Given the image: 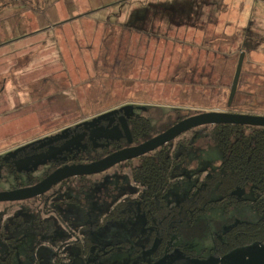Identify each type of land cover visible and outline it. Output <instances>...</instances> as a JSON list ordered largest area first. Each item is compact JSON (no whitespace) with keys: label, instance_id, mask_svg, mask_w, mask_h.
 <instances>
[{"label":"rangeland","instance_id":"374dc122","mask_svg":"<svg viewBox=\"0 0 264 264\" xmlns=\"http://www.w3.org/2000/svg\"><path fill=\"white\" fill-rule=\"evenodd\" d=\"M124 104L142 108L151 135L178 115L264 116V0H15L0 11V153ZM208 130L182 134L192 144L168 202L187 196L198 170L219 164ZM176 145V153L186 147ZM56 189L30 206L0 203V264H264V242L219 253L210 237L153 257L142 212L103 221L137 190L123 166ZM86 238L93 244H79Z\"/></svg>","mask_w":264,"mask_h":264},{"label":"trees","instance_id":"16d2710c","mask_svg":"<svg viewBox=\"0 0 264 264\" xmlns=\"http://www.w3.org/2000/svg\"><path fill=\"white\" fill-rule=\"evenodd\" d=\"M13 2L0 0V11ZM183 118L176 116L174 123ZM148 126L146 117L137 123L138 139L149 135ZM208 134L222 151L219 164L208 174L198 170L195 173L198 178L184 199L178 203L166 200L169 187L181 176L175 172V166L186 157V149L192 144L188 136L181 135L172 140L183 137L173 145L171 141L121 163L137 190L119 200L103 221L124 220L134 216L137 210L142 212L148 237L145 245L147 248L156 245L152 252L155 258L171 252L179 242L194 239L212 238L219 253L264 242V127L215 124L209 125ZM177 142L186 146L178 153ZM245 204H250L252 209L240 216L237 208ZM216 206L221 207V215H208L210 208ZM92 244L89 241L87 247ZM182 250L194 252L188 248Z\"/></svg>","mask_w":264,"mask_h":264},{"label":"flooded vegetation","instance_id":"af4514ba","mask_svg":"<svg viewBox=\"0 0 264 264\" xmlns=\"http://www.w3.org/2000/svg\"><path fill=\"white\" fill-rule=\"evenodd\" d=\"M124 105H119L117 107H112L108 110L98 112L97 114H93L88 118L66 125L53 133L46 134L42 138L25 143L23 145H18L0 153V192L32 186L44 179L55 169L64 165L89 163L101 159L102 157L119 149L125 148L127 146L137 145L161 133L157 132L154 133V135H150L151 127L149 125L146 128V132H148L150 136L148 135L142 139L137 138V123L139 124L142 122V118L146 116L140 112L142 108L136 107L135 105H133L132 108H128L124 111L112 113L111 115L102 119L100 122H96L91 125H78L82 122L90 121L91 119L108 111L117 110ZM122 124L126 125L130 132V144L127 142ZM121 163L116 164L113 166V168H119L122 166ZM31 169L40 170V173L38 176L30 174L26 179V176L28 175L26 172ZM107 170L92 175L73 176L66 178L53 185L47 192L30 199L12 202L2 201L0 203H6L9 205L26 204V206L33 205V203H40L43 196L50 193V190H53L55 187L57 189L54 193H59L71 186L73 183L75 185L78 183L82 185L83 181L89 182L93 178H101ZM8 177L12 178L10 182H8ZM89 241L90 240L86 238L83 242H76L82 246H87Z\"/></svg>","mask_w":264,"mask_h":264},{"label":"water","instance_id":"95a60500","mask_svg":"<svg viewBox=\"0 0 264 264\" xmlns=\"http://www.w3.org/2000/svg\"><path fill=\"white\" fill-rule=\"evenodd\" d=\"M241 65H242V56L238 62V66L234 75V79L230 91V100L235 94L238 78L241 71ZM132 107L133 105L127 104L120 107L117 110L108 111L91 119L90 121H85L78 125H91L96 122H100L102 119L111 115L112 113H115L117 111H124ZM215 124H237V125L264 127V116L239 114L228 111H204L195 115H191L179 120L178 122L167 128L165 131L137 145L127 146L125 148L112 152L102 157L101 159L89 163L64 165L60 168L55 169L53 172L48 174L44 179H42L41 181H39L38 183L32 186L22 187L10 191H2L0 192V202L20 201V200H26L39 196L47 192L53 185L61 182L66 178L73 176L92 175L103 172L115 166L116 164L132 160L148 152H151L160 146L166 145L170 141L178 137L179 135L187 131H190L195 127L201 125H215ZM122 128L125 131L127 142L130 144L131 143L130 132L126 125L122 124Z\"/></svg>","mask_w":264,"mask_h":264}]
</instances>
